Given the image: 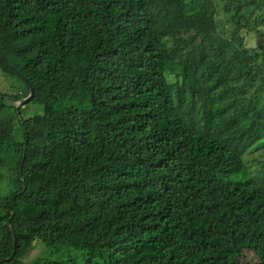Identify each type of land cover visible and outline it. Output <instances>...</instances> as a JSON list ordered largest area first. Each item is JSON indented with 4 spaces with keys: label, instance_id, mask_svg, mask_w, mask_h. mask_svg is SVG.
<instances>
[{
    "label": "trees",
    "instance_id": "trees-1",
    "mask_svg": "<svg viewBox=\"0 0 264 264\" xmlns=\"http://www.w3.org/2000/svg\"><path fill=\"white\" fill-rule=\"evenodd\" d=\"M263 9L225 0L224 36L213 0H0V73L41 107L0 93V264H264Z\"/></svg>",
    "mask_w": 264,
    "mask_h": 264
},
{
    "label": "rangeland",
    "instance_id": "rangeland-1",
    "mask_svg": "<svg viewBox=\"0 0 264 264\" xmlns=\"http://www.w3.org/2000/svg\"><path fill=\"white\" fill-rule=\"evenodd\" d=\"M217 10V23L218 30L221 34L226 36L224 32L226 29L230 31L228 23L226 22L228 16L223 13V7L225 4V0H213ZM254 20V22H253ZM264 21V9L262 11H257L250 18V23L254 24L261 31L259 35L254 29L246 30L243 32L242 36L244 37V44L247 48L254 50L256 53L261 54L258 63L264 64L262 61V55L264 54V25L262 26V22ZM264 56V55H263ZM21 84L15 77H10L8 75H4L0 73V93L10 96L12 100H15L13 96H16L19 92H21ZM24 99V98H23ZM22 100V99H21ZM19 102L16 103V105ZM25 106V105H24ZM21 112L22 118L30 117L33 114H40L41 107L35 105L33 103L27 104L23 107ZM246 167L250 172L255 173L257 169L260 167V163L264 162V148L255 151L252 155H247L244 158ZM9 167L1 164L0 167V197L6 196L9 191V181L11 177V173L9 171ZM56 253L53 250L44 247L39 242H35L34 240L23 244L22 251L18 255L17 264H42L45 260L54 259L56 257ZM75 254V253H74Z\"/></svg>",
    "mask_w": 264,
    "mask_h": 264
},
{
    "label": "water",
    "instance_id": "water-1",
    "mask_svg": "<svg viewBox=\"0 0 264 264\" xmlns=\"http://www.w3.org/2000/svg\"><path fill=\"white\" fill-rule=\"evenodd\" d=\"M13 69V68H12ZM14 70V69H13ZM16 72V71H15ZM16 74L18 75V76H20L19 75V73L18 72H16ZM33 97V91H32V89L30 88V93H29V95L26 97V98H24V99H22V100H19V101H16V100H13L14 102H19L18 104L19 105H25L27 102H29L30 101V99ZM12 257H13V253L11 254V256L9 257V258H7L6 260H5V262H8V261H10L11 259H12ZM0 263H2V262H0Z\"/></svg>",
    "mask_w": 264,
    "mask_h": 264
}]
</instances>
